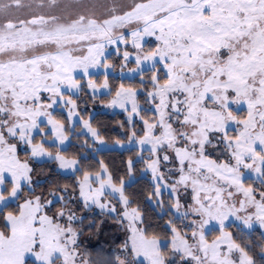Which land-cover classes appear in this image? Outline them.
Wrapping results in <instances>:
<instances>
[{
	"label": "snow or ice",
	"instance_id": "obj_1",
	"mask_svg": "<svg viewBox=\"0 0 264 264\" xmlns=\"http://www.w3.org/2000/svg\"><path fill=\"white\" fill-rule=\"evenodd\" d=\"M0 264H264V0H0Z\"/></svg>",
	"mask_w": 264,
	"mask_h": 264
},
{
	"label": "trees",
	"instance_id": "obj_2",
	"mask_svg": "<svg viewBox=\"0 0 264 264\" xmlns=\"http://www.w3.org/2000/svg\"><path fill=\"white\" fill-rule=\"evenodd\" d=\"M116 79L119 80V77H115L113 79V83ZM125 82H127V77L125 78ZM90 106L95 107V105H92L91 103H89L88 105L89 112L91 111ZM94 110L95 111L92 114L94 122H102L105 125L104 134L109 138V141H111L113 138H115L120 133V129L118 128L116 121L124 119L123 113L118 110L115 112H112L110 110H102V109H99V107H96ZM128 154L129 153L127 151L120 150V149H114V150L104 149L102 151L103 158L106 161H116L117 163L120 161L122 156L126 158ZM95 159H99V157H95ZM95 244H96V241H93L91 246H95Z\"/></svg>",
	"mask_w": 264,
	"mask_h": 264
},
{
	"label": "rangeland",
	"instance_id": "obj_3",
	"mask_svg": "<svg viewBox=\"0 0 264 264\" xmlns=\"http://www.w3.org/2000/svg\"><path fill=\"white\" fill-rule=\"evenodd\" d=\"M115 77H119V73H118V72H117L115 75H113L112 80H113ZM118 81H119V80L116 79V80L114 81V83L116 84ZM118 83H119V82H118ZM118 83H117V84H118ZM96 107H99V109H102V110H110V111H112V112H115V111H117V110L120 111L119 109H115V110H113V109H107V108L102 107V106L99 105V104H96L95 107H94V106H92V107L90 106V109H91L90 112H91V114L94 113V111H95L94 109H95ZM88 110H89V108H88ZM105 149H107V148H105Z\"/></svg>",
	"mask_w": 264,
	"mask_h": 264
}]
</instances>
